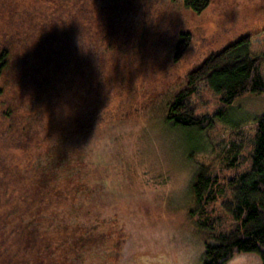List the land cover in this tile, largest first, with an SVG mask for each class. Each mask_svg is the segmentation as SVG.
<instances>
[{"label":"trees","instance_id":"trees-1","mask_svg":"<svg viewBox=\"0 0 264 264\" xmlns=\"http://www.w3.org/2000/svg\"><path fill=\"white\" fill-rule=\"evenodd\" d=\"M0 1L1 15L9 10L20 17L19 1ZM173 1L198 17L214 0ZM23 2L29 17L3 24L0 33V264H120L126 243L121 220L85 210L103 188L81 137L109 122V102L118 97L123 102L113 113L121 120L132 113L162 118L173 129L203 138L222 122L232 132L221 144L227 170H238L247 148L246 123H229L226 116L237 100L264 94V60L253 54L252 36L244 35L208 54L182 81L153 98L142 93L138 75L152 55L142 47L158 34L142 30L135 3ZM131 37L139 41L132 47L136 52H125ZM164 42L180 63L194 37L183 32ZM117 65L123 67L122 78H115L125 83V91L107 73V66ZM201 86L221 99L214 116H196L191 100ZM255 122L250 169L221 180L201 165L191 183L195 209L190 213L203 236V264H229L243 253L258 254L264 264V114ZM218 202L234 221L230 232L221 233L223 222L211 215Z\"/></svg>","mask_w":264,"mask_h":264},{"label":"rangeland","instance_id":"rangeland-1","mask_svg":"<svg viewBox=\"0 0 264 264\" xmlns=\"http://www.w3.org/2000/svg\"><path fill=\"white\" fill-rule=\"evenodd\" d=\"M17 1L23 21L28 9L23 0ZM121 1L135 3L142 30L158 34L142 47L141 52H151L152 58L143 61L142 73L138 75L142 93L153 98L182 81L208 54L244 35L252 36L253 54L264 60V0H214L207 12L198 17L186 11L181 1ZM20 17H11L9 10L0 14V33L5 29L3 24L11 25ZM183 32L193 34L194 46L183 62L176 63L171 57L173 47L164 39L172 41ZM136 43L138 39L131 37L128 49L123 50L136 52L132 48ZM113 68L107 66V73L112 74H107L111 83L125 91V83L115 78H122L123 67ZM120 101L118 97L110 100L108 124L82 136L79 142L89 147L92 174L103 188V194L96 195L85 210L99 218L121 220L126 243L120 264H191L193 259L195 264H203V236L196 220L191 218L195 209L191 183L201 165L220 174L221 180H229L251 168L254 119L264 114V94L237 100L234 111L226 116L229 123H246L243 138L247 148L240 158L242 165L231 171L227 170L221 144L228 141L232 132L222 122L203 138L194 132L173 129L162 118H141L137 113L126 120L115 118L113 110L118 109L119 113ZM191 101L197 117L214 116L222 108L220 97L205 86L200 87ZM111 117L115 119L110 121ZM25 155L21 152V157ZM212 210L211 215L223 222L221 233L234 229L233 219L221 210L220 202ZM258 261L262 264L258 254L243 253L229 264H258Z\"/></svg>","mask_w":264,"mask_h":264},{"label":"clouds","instance_id":"clouds-1","mask_svg":"<svg viewBox=\"0 0 264 264\" xmlns=\"http://www.w3.org/2000/svg\"><path fill=\"white\" fill-rule=\"evenodd\" d=\"M191 264H195V259L192 260ZM258 264H259V261H258Z\"/></svg>","mask_w":264,"mask_h":264}]
</instances>
